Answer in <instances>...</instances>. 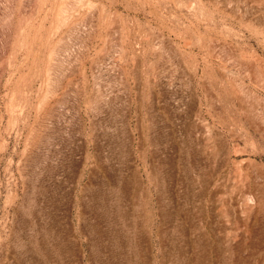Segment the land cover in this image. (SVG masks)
I'll return each mask as SVG.
<instances>
[{"label":"rangeland","instance_id":"rangeland-1","mask_svg":"<svg viewBox=\"0 0 264 264\" xmlns=\"http://www.w3.org/2000/svg\"><path fill=\"white\" fill-rule=\"evenodd\" d=\"M0 264H264V0H0Z\"/></svg>","mask_w":264,"mask_h":264},{"label":"bare ground","instance_id":"bare-ground-1","mask_svg":"<svg viewBox=\"0 0 264 264\" xmlns=\"http://www.w3.org/2000/svg\"><path fill=\"white\" fill-rule=\"evenodd\" d=\"M72 4V3H71ZM73 5V4H72ZM4 7V6H3ZM72 9H73V7H72Z\"/></svg>","mask_w":264,"mask_h":264}]
</instances>
